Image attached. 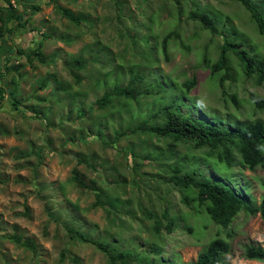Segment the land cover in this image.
Masks as SVG:
<instances>
[{
	"label": "rangeland",
	"instance_id": "rangeland-1",
	"mask_svg": "<svg viewBox=\"0 0 264 264\" xmlns=\"http://www.w3.org/2000/svg\"><path fill=\"white\" fill-rule=\"evenodd\" d=\"M9 1L28 23L19 28L9 22L14 32L0 40V63L9 59L7 70L0 66V264H121L77 240L78 234L110 244L111 255L129 253L124 260L130 264H189L218 234L231 246L222 264H262L243 255L246 245L264 247L259 215L242 211L222 230L205 215L192 214L170 180L168 164L188 168L194 160L214 176L203 164L206 149L151 134L115 140V132L144 120L160 124L164 112L154 114L173 100L195 120L219 119L223 128L264 121L249 100L251 93L264 99V83L245 77L231 54V77L220 87L219 76H210L203 61L205 55L217 60L223 35L264 60V34L250 14L232 0ZM251 2L264 17V0ZM64 10L79 22L63 16ZM205 12L214 16L219 33L202 27L198 18ZM167 34L168 60L160 46ZM40 38L42 52L52 59L30 65L18 50L31 54ZM192 76L196 86L185 96L178 87ZM58 83L64 90L57 91ZM115 86L134 88L135 99L113 96ZM105 94L110 103L93 106ZM234 160L223 174L257 206L264 168H240L238 154ZM73 170L85 187L73 182ZM97 193L104 207L95 203ZM113 199L121 203L118 211L110 207ZM166 210L174 224L170 233ZM12 234L32 240L37 254L7 240Z\"/></svg>",
	"mask_w": 264,
	"mask_h": 264
},
{
	"label": "trees",
	"instance_id": "trees-1",
	"mask_svg": "<svg viewBox=\"0 0 264 264\" xmlns=\"http://www.w3.org/2000/svg\"><path fill=\"white\" fill-rule=\"evenodd\" d=\"M232 1L239 3L250 14L257 25L258 32L263 35V14L251 0ZM63 16L75 23L79 22V19L74 18L68 10L63 11ZM190 18L194 19L195 16L190 15ZM198 20L202 27L209 30L212 34L219 33L215 27L216 20L214 16L205 12ZM9 22H14L19 28H24L28 23L21 15L15 13L10 1L5 0L4 4L0 5V40L7 34L12 36L14 29L7 28ZM171 36L172 34H167V36L160 41L161 52L166 60H168L167 46ZM44 38H46V36H44ZM145 40L147 41V39ZM243 46L244 43L241 40L236 41L223 35L217 60L211 63L207 55L204 56V66L209 69L210 76H219L220 87H222L224 81L231 77V54L235 56L236 63L245 77H254V81L257 85H262L264 83V60L257 59L255 56L250 55ZM42 48L43 39L40 38L36 41V47L31 54H26L21 50H18V54L25 56L26 59L29 60L27 62L30 63V65L33 64V61L39 64H46L52 57L44 54ZM12 49L17 51L14 48ZM0 55L4 54L0 51ZM10 55L11 53L8 52L7 56L9 57ZM8 61V58H3V62L0 63L2 70H7L9 68L7 64ZM73 65L80 68L79 61H75ZM54 82H56L55 78ZM196 83L195 77L192 76L182 83L181 87H178L179 91L187 96L191 89L196 86ZM58 85L59 88L57 91L64 90L60 83H58ZM156 86L158 88L162 87L159 80ZM44 87H46V80L39 86L40 89ZM114 88L113 96L125 97L131 100L135 99L137 95V91L132 87L122 88L115 86ZM3 92V89H0V102L3 97ZM6 93H8V90H6ZM231 99L234 104L236 103L237 105L236 96L232 95ZM249 100L253 103L256 110L264 113L263 98L251 93L249 94ZM109 103V95L105 94L101 99L96 100L93 106L104 107ZM181 103L183 104V102ZM162 112H164V120L160 124L155 123L148 126V120H144L137 127L126 130L127 132H115V140L137 133L151 134L162 139L170 138L175 142L188 143L194 150L206 149V158L203 164L205 167H211L215 173L214 176L204 174L199 166V162L195 160L191 162V166L188 168L176 162L168 164L172 172L170 180L174 187L181 193L182 203L192 214L198 216L205 215L212 223L222 230L228 229L235 217L242 211L249 215H259L264 221V196L257 206H253L246 190H236L232 188L233 179L230 178V174H223V170L227 172L232 164L236 163L234 154L239 155L237 164L240 168L250 171H254L258 167L264 168V121L257 119L244 124H236L235 126L223 128L216 123L219 119L215 121H206L203 119L195 120L190 114L183 113L179 106H176V101L174 100L166 103L162 109L154 114V118H157ZM43 115L46 117V114ZM173 153L174 152H172V154ZM131 156L134 155L131 154ZM72 180L76 185L85 187L76 170L72 171ZM113 184L115 185L116 183ZM261 187L264 190V180L261 182ZM99 194H96L97 201L95 203L104 207V202ZM109 199L110 197H106V200ZM113 201L110 207H113L116 211L121 209V203H116L114 199ZM147 215L151 216L152 214L148 213ZM163 215L166 219L165 229L170 233L174 224L169 218L167 210L164 211ZM156 225V231H158L160 223L156 222ZM69 232L72 233L70 230ZM226 235H229V233ZM6 239L18 247L31 251L33 255L37 254L36 245L30 239H25L17 234L8 235ZM76 239L83 243L94 245L97 249L103 251L107 254L111 263L120 261L121 264H130L124 260L129 257V253L124 254V252L120 251L118 254L111 255L109 253L110 244L97 242L96 240H91L80 234H78V238ZM230 250L231 246L229 242L217 234L206 248L197 255L195 261L189 264H222L223 257L228 255ZM154 253L158 254L160 250L155 249ZM243 255L248 260L258 261L264 264V247L260 245H246Z\"/></svg>",
	"mask_w": 264,
	"mask_h": 264
}]
</instances>
